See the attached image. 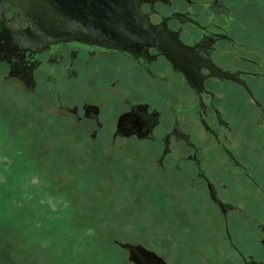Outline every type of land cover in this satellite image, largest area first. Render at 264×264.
I'll use <instances>...</instances> for the list:
<instances>
[{"label":"flooded vegetation","instance_id":"flooded-vegetation-1","mask_svg":"<svg viewBox=\"0 0 264 264\" xmlns=\"http://www.w3.org/2000/svg\"><path fill=\"white\" fill-rule=\"evenodd\" d=\"M139 9L148 35H128V0H0V73L35 87L38 73L54 86L118 71L113 87L128 72L111 134L156 144L158 165L138 170L158 178L179 228L187 219L183 230L206 236L177 260L128 242L165 264H181L180 254L190 264H264V0H141ZM98 93L59 107L101 125Z\"/></svg>","mask_w":264,"mask_h":264},{"label":"rangeland","instance_id":"rangeland-1","mask_svg":"<svg viewBox=\"0 0 264 264\" xmlns=\"http://www.w3.org/2000/svg\"><path fill=\"white\" fill-rule=\"evenodd\" d=\"M117 72L60 76L54 86L38 73L35 87L0 73V264H132L117 241H141L172 260L194 248L188 220L179 228L174 204L158 198V178L138 170L158 165L156 144L111 134L110 110L128 94V72L108 86ZM98 92L101 125L59 107L97 101Z\"/></svg>","mask_w":264,"mask_h":264},{"label":"water","instance_id":"water-1","mask_svg":"<svg viewBox=\"0 0 264 264\" xmlns=\"http://www.w3.org/2000/svg\"><path fill=\"white\" fill-rule=\"evenodd\" d=\"M141 0H128V12L131 14L132 19L128 22V35L131 33V36L135 35L136 31H144L143 34L148 35L150 23L147 19H143L140 16L139 4ZM125 28L122 27V29ZM125 33V30H123ZM119 245L125 247L129 250V259L133 261V264H165L160 256H158L154 251L146 249L140 243H131L128 241L122 242L117 241Z\"/></svg>","mask_w":264,"mask_h":264}]
</instances>
